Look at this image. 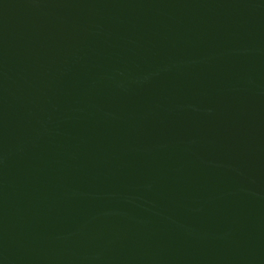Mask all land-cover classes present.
Masks as SVG:
<instances>
[{
    "label": "water",
    "instance_id": "obj_1",
    "mask_svg": "<svg viewBox=\"0 0 264 264\" xmlns=\"http://www.w3.org/2000/svg\"><path fill=\"white\" fill-rule=\"evenodd\" d=\"M0 264H264V0H0Z\"/></svg>",
    "mask_w": 264,
    "mask_h": 264
}]
</instances>
